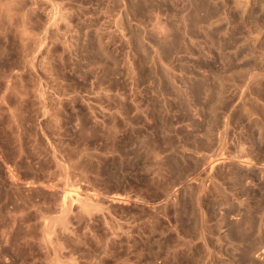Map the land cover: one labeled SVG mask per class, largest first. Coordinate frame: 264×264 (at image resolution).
Listing matches in <instances>:
<instances>
[{"label":"rangeland","instance_id":"obj_1","mask_svg":"<svg viewBox=\"0 0 264 264\" xmlns=\"http://www.w3.org/2000/svg\"><path fill=\"white\" fill-rule=\"evenodd\" d=\"M1 1L0 264H264V0Z\"/></svg>","mask_w":264,"mask_h":264},{"label":"bare ground","instance_id":"obj_2","mask_svg":"<svg viewBox=\"0 0 264 264\" xmlns=\"http://www.w3.org/2000/svg\"><path fill=\"white\" fill-rule=\"evenodd\" d=\"M16 1H18V0H16ZM1 2H2V3H1L2 6L0 7V9H2V12H3L4 14L1 12L0 15L2 16V14H3V15L5 16V17H4L5 22H8V23L11 22V23H12V21H13V23H14V19H15L14 16L17 15V17H18V15H19V14H16V13L14 14V12H15V11L17 12V10H14V9H15V8H14V9H13L14 12H13V11H12V8H13V7L10 5V3H9V4H6V6H5V3L3 4V1H1ZM10 2H11V1H10ZM12 2H13V1H12ZM12 2H11V3H12ZM16 3H17V2H16ZM13 4H14V3H13ZM28 4H29V3H28ZM30 4H31V3H30ZM33 4H34V3H33ZM3 5H4V6H3ZM31 6H32V5H31ZM16 7H17V6H16ZM19 7H20V3H19ZM25 8H26V7H25ZM17 9H18V8H17ZM21 9H22V8H21ZM28 9H29V8H28ZM30 9H31V8H30ZM85 9H86V8H85ZM22 11H23V9H22ZM25 11H26V10H24V13H22V12L20 11V12L24 15V17H22V20H25V19L27 20V18H25V17H27L26 14H25ZM30 11H32L31 14H33V10H30ZM18 12H19V11H18ZM26 12H28V10H27ZM34 13H35V12H34ZM27 15H29V14H27ZM85 15H86V14H85ZM33 16H34V15H33ZM35 16H36V15H35ZM2 17H3V16H2ZM2 17H1V18H2ZM15 17H16V16H15ZM30 17H31V16H30ZM81 17H82V16H81ZM81 17H80V18H81ZM23 18H25V19H23ZM33 18H34V17H33ZM38 18H39V17H38ZM61 18H62V16H61ZM63 18H64V17H63ZM66 19H67V18H66ZM26 20H25L24 22H26ZM1 21H3V19H2ZM32 21H33V20H32ZM35 21H36V20H35ZM35 21H34V22H35ZM66 21H67V20H66ZM18 22H19V21H18ZM24 22H22V24H25L24 26H22L24 29L21 30V32H22V34H23L22 36H24V37H22V36H21V37H22V39H25V40H26V38H27L26 36H27V34H28L27 32H30V31H27V30H29V29H26V28H30V27H28V26L26 25L27 22H26V23H24ZM0 23H1V22H0ZM13 23H12L11 25H10V23H9V25H10V27L13 26V27H11V28L14 30V27H16V26L13 25ZM20 23H21V22H20ZM30 23H31V21H30ZM1 24H2V23H1ZM3 24H4V23H3ZM17 24H18L19 27H20V24H19V23H17ZM17 24H16V25H17ZM18 25H17V26H18ZM5 26H6V25H5ZM30 26H31V25H30ZM8 27H9V26H8ZM8 27H6V28H8ZM10 27H9V28H10ZM25 27H26V28H25ZM0 28H1V26H0ZM4 28H5V27H4ZM11 28H10V29H11ZM20 28H21V27H20ZM20 28H19V30H20ZM31 28H32V27H31ZM31 28H30V29H31ZM10 29H9V30H10ZM3 30H4V29H2V31H3ZM19 30H18V31H19ZM26 31H27V32H26ZM66 31H68V30H66ZM6 32H7V31H6ZM10 32H12V31L10 30ZM10 32H9V33H10ZM19 32H20V31H19ZM21 32H20V34H21ZM1 33H2V32H1ZM4 33H5V32H4ZM7 33H8V32H7ZM7 33H6V34H7ZM12 33H13V32H12ZM6 34H5V36H6ZM20 34H18V35H20ZM31 34H32V33H31ZM33 34H34V33H33ZM67 34H68V33H67ZM7 35H8V34H7ZM15 35H16V33H15ZM5 36H4V37H5ZM28 36H30V35H28ZM7 37H8V36H7ZM7 37H6L5 39H7ZM25 37H26V38H25ZM31 37H32V36H31ZM31 37H30V38L28 37V38L32 40ZM0 38H1V36H0ZM2 38H3V37H2ZM17 38H18V37H17ZM28 38H27V39H28ZM33 38H34V36H33ZM19 39H20V38H19ZM20 40H21V39H20ZM22 41H23V40H22ZM22 41H20V42H22ZM27 42H28V40H27L25 43L27 44ZM29 44H30V43H29ZM29 44H28V45H29ZM23 46H24V45H23ZM32 46H35V45H32ZM24 47H25V46H24ZM27 47H28V46H27ZM25 48H26V47H25ZM28 48H30V47H28ZM31 48H32V47H31ZM32 49H33V48H32ZM35 49H36V48H35ZM27 51H28V50H27ZM32 51H33V50H32ZM21 53H22V52H21ZM31 53H32V52H31ZM31 53H30V54H31ZM8 84H9V83H8ZM10 86H11V85H10ZM3 87H4V86H3ZM6 87H7V86H6ZM12 87H13V85H12L11 87H8V88L11 89ZM14 87H15V86H14ZM5 90H6V89H5ZM14 90H16V88L13 89V91H14ZM13 91H12L11 93H14ZM1 92H2V91H1ZM5 92L8 93L7 91H5ZM9 92H10V90H9ZM15 92L18 94V91H15ZM3 94H4V93H3ZM0 95H2V94H0ZM5 95H7V94H5ZM9 95H10V94H9ZM7 96H8V95H7ZM5 97H6V96H5ZM11 97H12V96L10 95L9 98H11ZM3 98H4V96H3ZM13 98H14V95H13ZM19 98H20V97H19ZM15 99H16V97H15ZM13 100H14V99H13ZM17 100H19V99H17ZM21 100H22V98H21ZM21 100H20L19 102H21ZM25 100H27V99H25ZM0 101H1V99H0ZM2 101H3V99H2ZM5 101L7 102V98H6ZM9 101H10V100H9ZM27 101H28V100H27ZM27 101H25V102H27ZM68 101H69V100H68ZM6 102H4V103H6ZM16 102H18V101H16ZM22 102L24 103V100H23ZM22 102H21V103H22ZM28 102H29V101H28ZM7 103H8V102H7ZM23 103H22V104H23ZM0 104H1V102H0ZM8 104H9V103H8ZM8 104H7V106H8ZM16 104H17V103H16ZM2 105H3V103H2ZM10 105H11V103H10ZM11 106H13V105H11ZM14 106H15V105H14ZM14 106H13V107H14ZM17 106H18V104H17ZM21 106H22V105H21ZM8 107H9V106H8ZM8 107H7V108H8ZM13 107H12V108H13ZM22 107H23V106H22ZM12 108H11V110H12ZM14 108H15V107H14ZM4 109H5V108H4ZM16 109H17V107H16ZM18 109H19V106H18ZM26 109H27V108H26ZM2 110H3V109H2ZM2 110H1V111H2ZM13 110H14V109H13ZM1 111H0V113H1ZM6 111H8V110H6ZM9 111H10V110H9ZM24 111H25V110H24ZM24 111H23V112H24ZM12 112H13V111H12ZM12 112L10 113V115H11V114H12V115H13V114L16 115L15 113L17 112V110L14 111L15 113H12ZM2 113H3V112H2ZM7 113H8V112H7ZM24 113H25V112H24ZM28 113H29V112H28ZM0 115H1V114H0ZM10 115H9V116H10ZM19 115H21V116L23 115V114H21V111H20V114H19ZM1 116H2V115H1ZM7 116H8V115H7ZM9 116H8V117H9ZM15 117H16V116H15ZM15 117H14V119H13V117H12V120L17 119V118H18V115H17L16 118H15ZM19 118H20V117H19ZM22 118H23V117H22ZM1 119H2V118H1ZM9 120H10V119H9ZM12 120H11V121H12ZM17 121L19 122V119H17ZM25 121H26V120H25ZM25 121H24V122H25ZM29 122H30V121H29ZM14 123H17V122H13V124H14ZM20 123H21V122H20ZM27 123H28V122H27ZM28 124H29V123H28ZM14 125H15V124H14ZM17 125H18V123H17ZM17 125H15V126H17ZM18 126H19V125H18ZM20 127H21V125H20ZM8 128H11V129H12L13 126H12V127L10 126V127H8ZM16 128H17V127H16ZM13 129H15V127H14ZM19 130H20V129H17V131H19ZM20 131H21V130H20ZM20 131H19V132H20ZM23 132H24V131H23ZM5 133H6V132H5ZM13 135H14V134H13ZM18 135H20V133H19ZM14 136H15V135H14ZM7 137H8V136H7ZM20 137H21V136H20ZM113 137H115V136H113ZM13 138H14V137H13ZM21 138H22V137H21ZM19 139H20V138H19ZM24 141H25V140H23V142H24ZM21 143H22V141H21ZM23 144H24V143H23ZM27 144H28V143H27ZM11 146H12V145H11ZM29 147H30V146H29ZM34 150H35V149H34ZM22 152H24V150H23ZM32 152H33V151H32ZM25 153H26V152H25ZM41 153H42V152H41ZM21 155H22V154H21ZM25 155H26V154H25ZM35 156H36V155H35ZM38 156H39V155H38ZM41 157H42V156H41ZM46 160H47V159H46ZM39 161H40V160H39ZM48 161H49V160H48ZM0 164H1V162H0ZM16 164H17V163H16ZM3 166H4V165H3ZM3 166L1 165V167H2V172H1V173L4 172L8 184H10V186L16 184L17 182H18V184H19V181H17L18 179L16 180V176H17V175H16V176L14 175V176H15V178H14V176L11 174L12 172L10 173L11 170H8V169L5 167L6 164H5L4 167H3ZM52 166H53V165H52ZM28 168H29V167H28ZM10 169H11V168H10ZM46 169H47V168H46ZM32 170H33V168H32ZM25 171H26V170H25ZM26 172H28V171H26ZM29 172H30V171H29ZM35 172H36V171H35ZM44 172H45V171H44ZM1 173H0V174H1ZM13 173H14V172H13ZM37 173H38V172H37ZM15 174H16V173H15ZM45 175H46V174H45ZM240 177H241V176H240ZM0 178H1V177H0ZM241 178H242V177H241ZM19 179H20V178H19ZM237 179H239V178H237ZM6 180H5V181H6ZM40 180H41V179H40ZM48 180H49V179H48ZM0 181H1V180H0ZM26 181H27V180H26ZM239 181H240V180H239ZM242 181H243V180H242ZM24 182H25V181H24ZM27 182H28V181H27ZM29 182H31V181H29ZM35 182H36V181H35ZM4 183H5V182H4ZM37 183H38V182H37ZM41 183H42V182H41ZM43 183H44V182H43ZM43 183L40 184V187H41V185L43 186ZM46 183H47V182H46ZM34 184H35V183H34ZM47 184H48V183H47ZM50 184H51V183H50ZM50 184H49V185H50ZM28 185H29V184H28ZM49 185H48V186H49ZM23 186H24V185H23ZM23 186H22V187H23ZM46 186H47V185H46ZM15 187H17V186H15ZM10 188H12V187H10ZM17 188H18V187H17ZM41 188L44 189V191H45V190H46V191H49V188H50V187H49V188H48V187L46 188V187H45V184H44V187H41ZM41 188H39V189H41ZM52 188H53V187H52ZM55 188H56V187H54V189H55ZM14 189H15V188H14ZM31 189H32V188H31ZM31 189H30V190H31ZM50 189H51V188H50ZM51 190H52V189H51ZM14 191H15V190H14ZM59 191H60V189H59ZM50 192H51V191H50ZM32 193H33V192H32ZM44 193H45V192H44ZM28 194H29V193H28ZM54 194H55V193H54ZM59 194H60V192H59ZM37 195H38V194H37ZM39 195H40V194H39ZM26 196H27V195H26ZM59 196H60V195H59ZM52 197H53V196H52ZM52 197H51V198H52ZM55 197H56V196H55ZM68 197H69V196H68ZM119 197H120V196H118V199H119ZM21 198H22V197H21ZM21 198H20V199H21ZM64 198H65L64 201H62V202L60 201L61 204H60L59 206H60V208L62 209L61 211L63 212V213H62L63 215H62V218H61V219H62V223H63V226H62V227L65 228V230H66V226H65V225H66L67 223H69V222L66 223V221H65L66 224H64L63 221L65 220V219H64V218H65V215H66L67 213H68V215H69V212H70L69 209H70L71 207H70L69 204H68V200H67L66 196H65ZM39 199H40V198H39ZM44 199H45V198H44ZM54 199L58 200L57 198H54ZM62 199H63V198H62ZM62 199H61V200H62ZM72 199H73V198H72ZM121 199H122V198H121ZM26 200H27V199H26ZM26 200H25V201H26ZM46 200H47V199H46ZM79 200H80V201H79ZM34 201H35V200H34ZM34 201H32V202H34ZM78 201L81 202V206H80V205H78V206H80L81 209H83V210L86 209V210L90 211V210H92L93 208H96V207H97V206L95 207V206H93V205H90L89 202H88V200H87V199H84V198H82V199H81V198H78ZM78 201H77V202H78ZM38 202H39V201H38ZM42 203H43V202H42ZM57 203H59V202H57ZM25 204H26V202H25ZM40 204H41V203H40ZM49 204H50V203H49ZM78 204H79V203H78ZM28 205H29V204H28ZM34 205H35V204H34ZM38 205H39V204H38ZM43 205H44V204H43ZM39 206H40V205H39ZM55 206H56V205H55ZM32 207H33V206H32ZM37 207H38V206H37ZM46 207H47V206H46ZM72 207H73V205H72ZM82 207H83V208H82ZM31 209H32V208H31ZM41 209H42V207H41ZM43 209H44V208H43ZM98 209H99V208H98ZM98 209H97V211H98ZM100 209H101V208H100ZM100 209H99V210H100ZM68 211H69V212H68ZM94 211H95V210H94ZM94 211H92V212H94ZM85 212H86V211H85ZM90 212H91V211H90ZM92 212H91V213H92ZM99 212H100V211H99ZM70 213H71V212H70ZM38 214H39V213H38ZM93 214H94V213H93ZM96 214H97V213H96ZM68 215H66V216H68ZM67 218H68V217H67ZM58 219H59V218H58ZM61 219H60L59 221H58V220H57V221L60 222ZM60 223H61V222H60ZM62 223H61L60 225H62ZM62 227H61V228H62ZM70 228H71V227H70ZM67 229H69V228H67ZM63 230H64V229H63ZM63 230H62V231H63ZM42 231H43V230H42ZM68 231L70 232V230H68ZM241 231H242V230H241ZM66 232H67V230H66ZM42 233H43V232H42ZM73 233H74V232H73ZM43 234L45 235V237L43 238V239H44V241H43L44 244H45V243H48V242H49V244H50V240H51V239H50L49 236H48V228H46V227L44 228V233H43ZM61 234H62V233H61ZM242 235H243V234H242ZM27 239H28V238H27ZM79 240H80V238H79ZM182 240H183V239H182ZM25 241H26V240H25ZM51 241H52V240H51ZM58 241H59V239H58ZM26 242H27V241H26ZM58 243H59V242H58ZM60 243H61V242H60ZM175 244H176V243H175ZM26 245H27V244H26ZM55 245H56V244H55ZM177 245H178V244H177ZM44 246H45V245H44ZM175 247H176V246H175ZM182 247H183V246H182ZM178 249H179V247H178ZM174 250H175V249H174Z\"/></svg>","mask_w":264,"mask_h":264}]
</instances>
